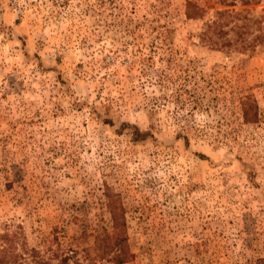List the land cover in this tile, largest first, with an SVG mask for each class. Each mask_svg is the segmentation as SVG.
<instances>
[{"label":"rangeland","instance_id":"obj_1","mask_svg":"<svg viewBox=\"0 0 264 264\" xmlns=\"http://www.w3.org/2000/svg\"><path fill=\"white\" fill-rule=\"evenodd\" d=\"M229 1L0 0L7 252L113 264L110 202L120 264L264 257V0Z\"/></svg>","mask_w":264,"mask_h":264},{"label":"trees","instance_id":"obj_2","mask_svg":"<svg viewBox=\"0 0 264 264\" xmlns=\"http://www.w3.org/2000/svg\"><path fill=\"white\" fill-rule=\"evenodd\" d=\"M236 0H230L228 5H234V2ZM242 4H249V3H257L259 0H239ZM222 2H225V0H222ZM198 9L194 7L195 12ZM186 15H189V12L186 10ZM240 112H241V119L243 123L247 124H253L258 121V113H257V105L255 101L249 96L245 95L243 98L240 99ZM130 128L133 129L134 134L136 136H140L138 129L135 126H130ZM144 133H142L143 135ZM108 208L112 209V213L109 209L110 217H111V224L109 228L114 230L111 234L110 232L104 235L103 237H100V248L102 250V254L107 255V261H111L113 264H120L125 262L130 256L131 253L128 251V245L126 242V238L124 236H120L118 234V227H120V224H117V221L115 220L116 214L114 212V206L112 203H108ZM122 225V224H121ZM5 240H9L8 236H2ZM27 253L31 257L32 262L37 263V259L39 258L38 252L36 251V248L34 247H27ZM20 254L9 251L7 252L4 245L0 244V264H23L21 263L22 256L20 258ZM20 259L21 261H19ZM67 256H63L60 258V261L65 263L67 261ZM74 264H77L74 262ZM242 264H264V257H259L253 262H245Z\"/></svg>","mask_w":264,"mask_h":264}]
</instances>
